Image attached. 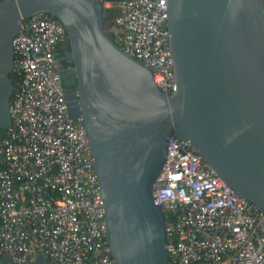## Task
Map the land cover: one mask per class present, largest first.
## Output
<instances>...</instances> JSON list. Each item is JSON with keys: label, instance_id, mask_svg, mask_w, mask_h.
Returning a JSON list of instances; mask_svg holds the SVG:
<instances>
[{"label": "water", "instance_id": "water-1", "mask_svg": "<svg viewBox=\"0 0 264 264\" xmlns=\"http://www.w3.org/2000/svg\"><path fill=\"white\" fill-rule=\"evenodd\" d=\"M102 1H0V129L9 125L12 41L24 19L47 14L63 26L70 46L76 93L66 95V104L69 118H81L86 130L111 258L169 264L165 218L152 199L169 139L188 142L264 212V0H167L177 84L170 96L105 28L104 3L121 0Z\"/></svg>", "mask_w": 264, "mask_h": 264}, {"label": "built area", "instance_id": "built-area-1", "mask_svg": "<svg viewBox=\"0 0 264 264\" xmlns=\"http://www.w3.org/2000/svg\"><path fill=\"white\" fill-rule=\"evenodd\" d=\"M111 8L115 45L150 70L161 93L174 94L167 0ZM66 40L61 24L38 13L12 41L9 125L0 138V257L10 264H114L86 130L69 118L57 72ZM152 199L165 218L169 264H264V212L188 142L168 140Z\"/></svg>", "mask_w": 264, "mask_h": 264}, {"label": "flooded vegetation", "instance_id": "flooded-vegetation-1", "mask_svg": "<svg viewBox=\"0 0 264 264\" xmlns=\"http://www.w3.org/2000/svg\"><path fill=\"white\" fill-rule=\"evenodd\" d=\"M111 7L112 5H109L107 9H110ZM69 53H70V46L68 40H66L64 44L56 50V55H55L57 72L65 96L73 95L76 93V87L72 85V80L74 77L73 58ZM66 84H69L70 86H66Z\"/></svg>", "mask_w": 264, "mask_h": 264}, {"label": "trees", "instance_id": "trees-1", "mask_svg": "<svg viewBox=\"0 0 264 264\" xmlns=\"http://www.w3.org/2000/svg\"><path fill=\"white\" fill-rule=\"evenodd\" d=\"M117 15V10L116 9H107V16H106V21H105V28L107 29L110 26H113V21L115 16ZM55 20V18H53ZM11 78V76H10ZM3 133V130L0 129V135ZM0 259L4 260L2 257Z\"/></svg>", "mask_w": 264, "mask_h": 264}, {"label": "rangeland", "instance_id": "rangeland-1", "mask_svg": "<svg viewBox=\"0 0 264 264\" xmlns=\"http://www.w3.org/2000/svg\"><path fill=\"white\" fill-rule=\"evenodd\" d=\"M101 2H103L102 0H101ZM109 5L108 4H105L104 3V7H108ZM117 6V8H118V6L119 5H116ZM109 30H111V32L113 33V34H116L117 33V30L115 29V27H113V26H111V28L109 29Z\"/></svg>", "mask_w": 264, "mask_h": 264}]
</instances>
